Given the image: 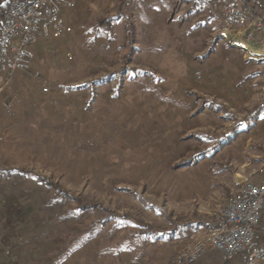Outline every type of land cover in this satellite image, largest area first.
Wrapping results in <instances>:
<instances>
[{"label": "rangeland", "instance_id": "rangeland-1", "mask_svg": "<svg viewBox=\"0 0 264 264\" xmlns=\"http://www.w3.org/2000/svg\"><path fill=\"white\" fill-rule=\"evenodd\" d=\"M207 2L86 0L63 12L64 30L46 37L14 92L10 80L0 95V124L7 115L22 124L0 135L16 167L157 230L196 215L215 222L256 171L264 144L241 138L246 93L257 83L245 69L260 52L241 31L229 32ZM233 128L229 144L201 156L210 145L205 135ZM81 215L87 221L94 213ZM138 229L110 220L79 242L73 257L174 264L192 240V229L131 236Z\"/></svg>", "mask_w": 264, "mask_h": 264}, {"label": "built area", "instance_id": "built-area-1", "mask_svg": "<svg viewBox=\"0 0 264 264\" xmlns=\"http://www.w3.org/2000/svg\"><path fill=\"white\" fill-rule=\"evenodd\" d=\"M59 1L10 0L0 22V95L7 76L26 69L27 59L31 57L29 45L35 42V33L51 30L58 35L64 30L57 6ZM77 1L64 0L69 7ZM211 5L212 10L221 15L229 32L243 28L247 43L264 44V12L250 0H213ZM254 173L243 179L215 222L190 231L192 240L175 255L174 264H192L209 249L220 251L228 261L264 264V243L257 231L264 206V172L257 180H251ZM0 179H3L1 173Z\"/></svg>", "mask_w": 264, "mask_h": 264}, {"label": "crops", "instance_id": "crops-1", "mask_svg": "<svg viewBox=\"0 0 264 264\" xmlns=\"http://www.w3.org/2000/svg\"><path fill=\"white\" fill-rule=\"evenodd\" d=\"M82 1L78 0L72 7L66 5L64 0L58 2L60 15L66 10H74L77 5ZM205 1V0H204ZM207 1V0H206ZM213 0H208L207 4L210 10L214 12V16L219 13L213 11ZM251 3L259 9L260 12H264V0H250ZM218 16L221 17L219 14ZM221 19V18H220ZM1 22V18H0ZM241 31V40L247 43L245 37V29L236 30L238 33ZM49 34H53L51 30H39L35 33V42L29 45L31 57L27 59L26 69L14 71L9 74L7 83L11 80V88L14 92V87L17 86L19 80H22L23 75L31 69L33 62L36 60V56L45 47L46 37ZM253 45V47L259 50V57L256 61H247L245 74L250 73L251 79L257 80V83L253 81V87H248V93H246V102L244 113L241 117V138H244L247 144L255 142L254 144H264V104L262 105L259 100L264 98V77L263 71L258 67L264 63V44L247 43ZM242 48V45H241ZM243 60H247L246 57H242ZM252 65L251 63H254ZM259 68V69H257ZM251 102V103H249ZM244 103V104H245ZM6 117L0 124V135L3 136L10 129L14 127H21L22 124L17 121H6ZM19 124V125H18ZM6 138L0 137V170L6 171L16 168L12 155L7 154L6 147L8 144ZM259 146L260 154L256 156L259 160L258 167L251 177V180H257L259 176L264 172V151ZM8 155V156H7ZM7 156V157H6ZM25 193L22 189H10L3 179H0V264H38L43 251L46 249V244L39 239L42 231H48L45 221L49 220L48 216H43V212H39L36 206L25 198ZM257 231L260 237V241L264 243V206L260 213V219L257 226ZM91 235V234H89ZM86 235L83 240L86 241ZM178 237L180 236L177 235ZM40 237V238H39ZM175 237V236H174ZM84 243L80 241V245ZM78 244V243H77ZM75 245L59 258L54 264H89L87 260L76 259L73 250H76L80 246ZM193 264H241L238 260L228 261L224 259L220 251L209 249Z\"/></svg>", "mask_w": 264, "mask_h": 264}, {"label": "trees", "instance_id": "trees-1", "mask_svg": "<svg viewBox=\"0 0 264 264\" xmlns=\"http://www.w3.org/2000/svg\"><path fill=\"white\" fill-rule=\"evenodd\" d=\"M9 2L10 0H0V18ZM127 33L130 35L129 41H132L135 32L130 20H127ZM130 50L131 53L132 48ZM205 136L210 145L201 152L203 158L214 155L219 148L229 144L236 136V131L233 128L230 133H224L220 137ZM0 173L10 189H22L25 198L31 201L39 212H43V216L49 217V220L45 221L48 231H42L39 234L41 236L39 241L46 244V249L38 264H54L70 247L82 241L86 235L99 232L101 227L113 219L122 218L123 221L131 222L138 227V231L130 233L131 236H172L183 230L190 231L198 226H207L211 218L203 215L202 219H198L196 215L191 219L171 221L172 224L168 229L157 230L149 223H144L137 218L132 219L127 213L118 214L100 203L84 201L81 195L73 194L45 175L20 167L6 171L0 170ZM90 211L94 213L92 219L81 220V214Z\"/></svg>", "mask_w": 264, "mask_h": 264}]
</instances>
